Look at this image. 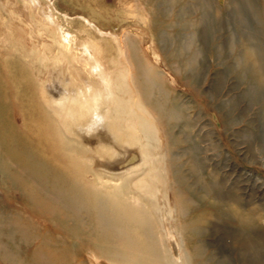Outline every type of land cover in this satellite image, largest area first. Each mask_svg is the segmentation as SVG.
Instances as JSON below:
<instances>
[{"label": "rangeland", "instance_id": "374dc122", "mask_svg": "<svg viewBox=\"0 0 264 264\" xmlns=\"http://www.w3.org/2000/svg\"><path fill=\"white\" fill-rule=\"evenodd\" d=\"M30 15L53 26L78 62L107 64L77 42L111 41L118 52L119 37L142 47L148 38L160 75L150 98L164 102L166 93L178 114L159 133L158 235L170 237L176 264H264V0H0V61L15 44L27 48L18 39L37 31ZM16 107L10 96V127L22 129ZM37 206L0 165V264L37 263L38 242L13 225L15 212L73 243ZM185 221L195 230L182 232ZM73 247L71 264H92L90 250Z\"/></svg>", "mask_w": 264, "mask_h": 264}, {"label": "bare ground", "instance_id": "6f19581e", "mask_svg": "<svg viewBox=\"0 0 264 264\" xmlns=\"http://www.w3.org/2000/svg\"><path fill=\"white\" fill-rule=\"evenodd\" d=\"M30 18L37 31L18 39L27 48L15 44L9 60L0 61V165L73 241L15 212L13 225L32 231L27 238L38 242L34 261L71 264L76 244L90 250L92 264H176L171 239L166 231L158 235L152 212L165 179L159 133L178 114L166 93L164 102L150 98L160 75L148 38L141 37L142 47L137 39L119 37L118 52L111 41L77 42L107 60L105 66L97 58L82 64L63 50L53 26ZM10 96L25 120L22 129L10 127ZM84 163L94 166L95 179ZM180 227L188 233L195 223ZM164 242L169 252L161 249Z\"/></svg>", "mask_w": 264, "mask_h": 264}]
</instances>
